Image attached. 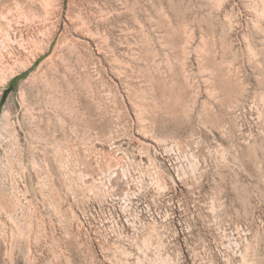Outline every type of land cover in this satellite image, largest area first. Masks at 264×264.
Returning <instances> with one entry per match:
<instances>
[{
  "label": "rangeland",
  "instance_id": "obj_1",
  "mask_svg": "<svg viewBox=\"0 0 264 264\" xmlns=\"http://www.w3.org/2000/svg\"><path fill=\"white\" fill-rule=\"evenodd\" d=\"M243 1L0 0V264H264Z\"/></svg>",
  "mask_w": 264,
  "mask_h": 264
},
{
  "label": "bare ground",
  "instance_id": "obj_2",
  "mask_svg": "<svg viewBox=\"0 0 264 264\" xmlns=\"http://www.w3.org/2000/svg\"><path fill=\"white\" fill-rule=\"evenodd\" d=\"M212 1H215L216 3H220V2H222V0H212ZM225 2V1H224ZM258 2L261 4V10H260V13L259 14H256L255 16H256V20H260V18L262 19V17H264V0H262V1H260V0H258ZM231 3H232V1H231ZM254 3V2H253ZM222 5L224 4L223 2L221 3ZM221 5V6H222ZM231 5V4H230ZM231 6H233V7H231V11L233 10V9H236L235 11L237 12V11H241V10H245L246 8H248V4H246L243 0H234V3H233V5H231ZM229 10V9H228ZM238 13V12H237ZM239 14V13H238ZM238 16V15H237ZM236 18V17H235ZM258 20V21H259ZM258 23V22H257ZM257 23H256V26H257ZM259 26V25H258ZM258 29V28H257ZM84 31V30H83ZM89 32V31H88ZM83 33V32H82ZM97 33V32H96ZM91 36H94V35H91ZM97 36V35H96ZM98 37V36H97ZM51 39V38H50ZM89 39H90V37H89ZM244 39V38H243ZM103 41V40H102ZM91 42V41H90ZM247 45V44H246ZM48 48H49V46L47 47V49L46 50H48ZM248 48V50L247 51H249V53L251 54V55H249L248 54V56H254L255 57V55H256V52L250 47V45L247 47ZM100 49V48H99ZM108 49V48H107ZM98 52V51H97ZM200 52V51H199ZM186 53V52H185ZM41 54V53H40ZM187 54V53H186ZM197 55V54H196ZM188 56V55H187ZM165 57V66H167V68L169 67V68H171V65H172V60L167 56V54H166V56H164ZM184 61H186V56L184 55V59H183ZM154 62V61H153ZM185 63L186 62H184L183 63V67L185 68ZM130 65V64H129ZM198 66V65H197ZM106 69V68H105ZM118 70V69H117ZM159 70V69H158ZM183 70V69H182ZM187 70H184L182 73L184 74V76L183 77H185V79L187 80L186 82H191V79L190 78H192L187 72H186ZM115 72V71H114ZM159 72V71H158ZM118 73V72H117ZM149 73V72H148ZM161 73V72H160ZM192 75V74H191ZM198 79V78H197ZM152 80V79H151ZM193 81V80H192ZM159 82V81H158ZM203 82V81H202ZM149 84V83H148ZM192 84V83H191ZM153 85V84H152ZM189 85H190V83H189ZM193 85V84H192ZM196 86V85H195ZM210 87V86H209ZM155 89V88H154ZM149 91V90H148ZM197 91V90H196ZM195 91V92H196ZM199 93V92H198ZM210 95V94H209ZM128 96V95H127ZM146 97V96H145ZM197 97V96H196ZM148 98H149V100H148ZM147 98V100H148V102H146L145 101V99L144 98H142V95L141 96H138V94H136L135 96H134V98H133V102H134V105H135V107H136V109H138V111H141V114H142V112H145V111H147V110H151V109H153L154 108V106H155V100H154V98H153V95H151V94H149V97ZM166 99V98H165ZM176 99V98H175ZM198 99V98H197ZM191 102V101H190ZM216 102V101H215ZM193 103V102H192ZM203 103V102H202ZM203 106V105H202ZM183 111V110H182ZM182 113H184V112H182ZM185 114V113H184ZM9 121H8V114L7 113H5L3 116H2V118H1V124L2 125H6L7 123H8ZM141 129V128H140ZM148 130V129H147ZM60 163V162H59Z\"/></svg>",
  "mask_w": 264,
  "mask_h": 264
}]
</instances>
